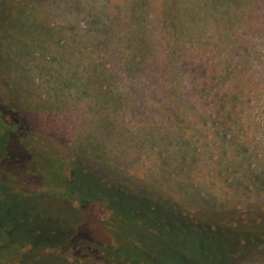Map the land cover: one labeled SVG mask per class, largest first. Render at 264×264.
I'll return each instance as SVG.
<instances>
[{"label": "rangeland", "instance_id": "obj_1", "mask_svg": "<svg viewBox=\"0 0 264 264\" xmlns=\"http://www.w3.org/2000/svg\"><path fill=\"white\" fill-rule=\"evenodd\" d=\"M12 1L18 2V0ZM146 3V8L143 10L140 0H133L132 3L131 0H107L104 4V16L112 17V22L117 28L113 34V37H116L115 41L111 39V32L102 27L101 23L99 24L100 19L96 14L95 17L86 15L81 26L64 31L66 37L74 40L70 44L72 47L69 49V54L75 56L76 62H81V59L82 61L93 59L99 64L106 65L111 79L118 78L119 81L127 84L130 93L136 94L137 113L110 106L106 109L102 107L96 116L95 103L83 99L58 107L51 97L50 103L44 104L42 96L44 91L37 86H39L38 82L50 76L48 73H45L47 75L45 78L40 75L39 61L36 63L32 55L26 59L20 54V57H12L10 60L8 57H0V99L4 118L9 123H14L15 120L25 131L34 132L51 145L66 162L78 160L87 163L95 170L103 169L106 165L109 167L108 170L117 167L115 169L121 173V176L129 179L130 182L144 181L140 186L148 187V184H151L155 189L159 187L163 194L175 203L194 200V192L203 186V183H198V178L194 174V133L201 130L206 138L199 147L203 146L211 150L205 161L208 170L203 168L200 171L204 178L201 181L206 182L204 190L213 197L214 206L217 209H229L233 206L238 209L264 207V185L253 187L254 180L249 177L245 168L246 166L248 172H251L258 168L259 163L264 164V0H237L234 3L225 0L219 8L213 7V3L209 0H146ZM28 12L30 13L31 9ZM73 12L76 15V12ZM136 15L142 21L135 24H138L142 38L144 36L143 42L146 46L139 49V55L134 57L136 61L140 57L142 64L137 73L131 77L126 73L127 69L124 66L129 53L136 47L131 46L129 42L130 38L132 43L136 40L134 36L136 30L132 29ZM176 17L179 24L174 26L172 24L177 22L170 21V18ZM196 18L201 19L194 20ZM49 19L56 20V15L51 17L47 15V20ZM181 28L184 33L181 32ZM4 29L6 30L7 27H0V44L3 42L1 35ZM229 30H232L233 44L237 43L236 36H239V43L249 48L251 53L257 54L251 60L252 63L246 67L250 76L244 75L247 77L244 83L242 75L236 76L234 73L233 77L245 86L247 92L250 91L249 96L247 92L245 94L248 108L244 118L248 119L242 123L247 132L246 140L249 148L247 145L243 148L246 141L245 143L242 141L241 145L234 142L226 145L216 144L211 131L203 127L202 117L200 118L198 113L202 106L206 111H213L214 101L211 96L200 92L197 85H194V78L199 82H202L204 77L209 76L210 79V76L217 74L221 66L220 62L232 58L231 52H234L235 47L230 41L228 42L230 49L227 48L223 54L214 51L219 39L227 35ZM15 36L12 41L13 46L20 48L21 31L19 30ZM27 37L32 46L31 37ZM9 40L10 38L7 39L8 42ZM93 40L97 41L93 43ZM220 41V43L226 42V38ZM113 44L120 45L119 52ZM104 45L114 46L111 50L105 49L110 52L115 49V59L108 56ZM8 46V43L0 45L3 52L10 49ZM85 53L90 59L84 57ZM233 57L238 58L235 52ZM25 59L26 64L22 63L26 61ZM8 60L13 62L11 63L13 67L10 65V69L6 66ZM118 64H121V71H118ZM23 66L24 70H22ZM64 73L71 76L66 70ZM22 74L33 79L31 84L27 80L18 84ZM132 78L146 81L147 89L144 94L135 90L133 81H130ZM176 82L180 85V90H174L173 84ZM17 86L22 87L21 91L19 89L12 91V88ZM216 89H220V86ZM72 91L66 90V92ZM30 94L34 100H31ZM166 101L172 105H165ZM108 127L112 132L106 135L105 129ZM176 134L183 137L177 139ZM90 137H93L99 146L97 154L94 155L90 151L78 155L77 152H81L78 148L82 147L81 145L84 147ZM4 144L9 158L0 161L1 180L13 185L14 192L21 193L20 197L16 196L18 201L34 200L43 190L41 178L29 175L24 170L26 156L15 148L13 138L8 144L7 141ZM165 150L167 152L163 155L162 164L158 157L162 156ZM250 153L254 157H251ZM166 166L171 168L172 172L164 171ZM175 168H178L181 175ZM66 173L70 177L69 168ZM158 177L160 180L157 179ZM20 206L21 204L11 197L6 207H2L6 209L0 210V258L9 259L13 256L11 254L14 252L13 244H16L6 230L8 224L15 225L16 235L13 237L18 238L20 245L23 241L35 238L34 230L38 229L36 223L38 219L33 216L19 219ZM98 211L97 206L86 208L82 210L81 218H85L86 224L91 225V221L97 222L98 216L99 220L104 219L103 212L98 213ZM83 225V223L79 225L80 230L84 228ZM89 229L96 231L92 227ZM51 231L52 229L49 235ZM48 245L47 242L40 249L29 247L25 254L27 257L23 259L22 264H35L40 256H45L46 260L50 259L54 255L55 246ZM61 248L64 249L63 246ZM25 249L22 247L20 250L25 251ZM234 262V264H264V251L245 250Z\"/></svg>", "mask_w": 264, "mask_h": 264}, {"label": "trees", "instance_id": "obj_2", "mask_svg": "<svg viewBox=\"0 0 264 264\" xmlns=\"http://www.w3.org/2000/svg\"><path fill=\"white\" fill-rule=\"evenodd\" d=\"M140 1L145 10L146 0ZM224 1L209 0L213 3V7L218 6L217 8ZM227 1L237 2V0ZM106 3L107 0H28L25 2L18 0L17 3L12 0H0V15H2L0 27H7L2 31L3 42L0 45L8 43L10 47L7 52H3L0 47V57H8L10 60L12 57H20L21 54L29 59V55H32L36 63L39 61L40 75L45 78L47 76L45 73H48L50 76L38 82L39 86H37L44 91L42 94L44 104H49L51 97L58 107L83 99L95 103L96 116L102 107L106 109L110 106L137 113L138 106L135 98L138 97L130 93L126 83L119 81L118 78L111 79L106 65L99 64L93 59L91 61L81 59V62H76L75 56L69 54V49L72 47L70 44L74 40L66 37L64 31L81 26L86 15L88 17L98 15L99 24L101 23L102 27L111 32V39L115 41L116 37H113V34L117 28L112 22V17L104 16ZM47 15L49 17L56 15L57 21L47 20ZM137 16L133 19L132 27L136 30L134 32L136 40L134 43L132 38L129 40L130 45L136 47L129 53L124 66L127 69L126 73L131 77L137 73L142 64L140 57L138 61L134 57L139 55V49L146 46L143 42L145 38L144 36L142 38L138 24H135L142 22ZM59 19L61 20L58 22ZM197 19L201 18L194 20ZM170 21L177 22L172 24L174 26L179 24L177 17L170 18ZM18 29L22 36L19 43L21 46L14 48L12 41L18 34ZM181 32L185 31L181 28ZM27 36L31 37L32 46ZM224 37L226 42L220 43ZM224 37L219 39V44L214 48L218 54H223L227 48L230 49L228 42L233 41L232 30H229ZM9 38L10 43L7 41ZM236 38L237 43L232 44L238 58H234V52H231L232 58L224 60L226 62H220L221 66L216 75L210 76V79L209 76L204 77L202 82L194 78V85H197L200 92L211 96L214 101L213 111H206L202 106L198 113L199 117H202L203 127L211 131L215 143L226 145L234 142L241 145L242 141L243 143L246 141L244 148L249 144L246 140L247 132L242 124L248 119L244 118L248 108L245 95L247 89L233 77L234 73L236 76L242 75L244 83L249 75L246 67L252 63L251 60L257 54L251 53L249 48L242 46L239 43V36ZM126 40L128 41L127 36ZM96 41L93 40V43ZM113 45L119 52L120 45ZM114 46L104 45V50L113 59L116 57V52L115 49L111 52L110 50ZM84 57L90 59L86 53ZM9 60L6 66L10 69V65L13 67L11 64L13 62ZM26 62L27 60L22 63L26 64ZM118 65V71H121V64ZM64 70L71 76H67ZM23 80L31 84L33 79L22 74L18 84H21ZM130 81H133L136 91L141 92L140 94L145 93L147 83L144 79L132 78ZM248 81L250 83L249 78ZM217 86H220V89H216ZM21 88L17 86L12 88V91L18 89L21 91ZM173 88L180 90V85L176 82ZM67 89L73 91L66 92ZM249 94L250 91L247 92L248 96ZM30 95L31 100H34L32 94ZM11 99L15 100V98ZM165 105L172 104L166 101ZM208 114L210 115L206 116ZM93 127H95L94 124ZM105 131L106 135L112 132L110 127ZM195 132L194 174L198 178V183H203V186L194 192V200L175 203L170 197L165 196L159 187L155 189L151 184H148V187L140 186L144 181L130 182L129 179L121 176V173L115 169L117 167L108 170L109 167L106 165L103 169L95 170L91 169L87 163H81L78 160L66 162L51 145L40 139L34 132L21 129L15 120L14 123L7 122L0 99V161L9 158L5 152L4 142L7 141L8 144V141L13 138L15 148L26 156L24 170L29 175L40 177L43 188L34 198L35 202L30 199L18 201L16 196L20 197L21 193L14 192L13 185L2 181L0 173V210L6 207L12 197L21 204L19 219L31 216L38 219L36 222L38 229L34 230L35 238L23 241L21 245L18 238L13 237L16 235L15 225L6 226L10 238H13L12 241L16 244H13L14 252L11 253L13 256L9 259L8 257L0 258V263L22 264L23 259L27 257L25 254L29 247L40 249L47 242L55 246L54 255L48 260L45 256H40L35 264H234L235 259L245 250L264 251V207L238 209L233 206L229 209H217L214 206L213 197L205 193L206 182L201 181L204 178L200 172L201 169L207 168L205 161L211 150L203 146L199 147L206 137L201 130ZM120 137L121 135L117 138L120 139ZM175 137L181 139L183 136L176 134ZM81 146L78 148L81 151L77 152L78 155L90 151L95 155L99 148L93 137L86 140L84 147ZM247 147L249 148L248 145ZM166 152L167 150L158 157L162 164L163 155ZM251 152L255 153L252 150ZM252 153L250 156L254 157ZM257 167L254 171L248 172L245 166L249 177L254 180L252 185L255 188L264 185V164L259 163ZM67 168L70 169V177L66 173ZM175 169L180 174L178 168ZM166 170L172 172L167 166L164 171ZM157 179L160 180V177ZM183 204L192 206H179ZM96 206L99 209L98 213L103 212L102 214L105 215L104 219L99 220L98 216L97 219L95 218L97 222L91 221V225L86 224L87 220L81 218L82 210ZM82 223L84 228L80 230L79 225ZM91 227L96 231L89 229ZM62 246L64 249H60ZM22 247L26 248L25 251L20 250ZM28 262L32 261L28 260Z\"/></svg>", "mask_w": 264, "mask_h": 264}]
</instances>
